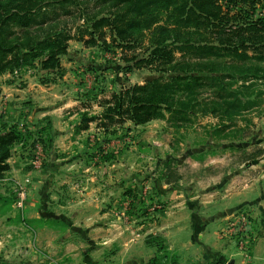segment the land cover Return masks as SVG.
<instances>
[{
    "label": "rangeland",
    "instance_id": "rangeland-1",
    "mask_svg": "<svg viewBox=\"0 0 264 264\" xmlns=\"http://www.w3.org/2000/svg\"><path fill=\"white\" fill-rule=\"evenodd\" d=\"M79 10L95 11L96 4L72 8L71 15L59 12L75 36L86 26L77 18ZM106 40V46L69 40L57 71L35 61L0 75V132L14 125L24 134V142L11 147L9 169L0 178V264H62L76 253L79 260L82 249L99 246L87 235L97 222L110 228L109 253L118 264L127 258L128 223L154 249L149 261L158 262L170 253L153 223L157 210L175 200L204 223L219 220L217 233L227 247L237 248L245 264H258L252 252L263 235L264 189L257 197L251 191L264 188V86L257 83L258 104L216 136L210 133L219 119L198 111L213 101L210 90L198 91V112L190 121L163 111L164 118L137 125L126 120L104 130L112 94L168 76L146 66L131 69L123 59L132 53ZM149 41L148 31L138 33L135 54L144 57ZM247 64L264 73V62L255 60L238 63V70ZM220 66L237 72L229 63ZM189 94L179 92L175 101ZM84 113L94 120L80 129ZM258 148L263 153L256 156ZM166 166L180 174L177 181L165 183ZM235 191L245 192L246 201L238 202Z\"/></svg>",
    "mask_w": 264,
    "mask_h": 264
},
{
    "label": "trees",
    "instance_id": "trees-1",
    "mask_svg": "<svg viewBox=\"0 0 264 264\" xmlns=\"http://www.w3.org/2000/svg\"><path fill=\"white\" fill-rule=\"evenodd\" d=\"M90 1L96 10L78 11L86 26L75 36L59 14L71 15L72 8L88 7ZM255 10L264 11V0H0V75L35 61L43 70L57 71L69 40L106 46L108 37L123 53H132L123 59L131 69L146 66L168 76L112 94L101 122L104 130L126 120L137 125L164 118L163 111L190 121L200 111L219 119L210 133L216 136L261 99L262 90L256 88L257 83L264 86L261 68L247 64L238 70V63L264 62V15L255 17ZM144 30L149 32V49L139 57L136 36ZM227 63L237 72L221 69ZM206 90L212 91L213 101L195 111L198 91ZM179 92L190 94L176 102ZM82 117L78 128L85 129L94 117ZM23 136L14 125L0 132V178L9 169L11 147L22 144ZM262 153L258 148L256 156ZM165 173L167 184L180 178L168 166Z\"/></svg>",
    "mask_w": 264,
    "mask_h": 264
},
{
    "label": "crops",
    "instance_id": "crops-1",
    "mask_svg": "<svg viewBox=\"0 0 264 264\" xmlns=\"http://www.w3.org/2000/svg\"><path fill=\"white\" fill-rule=\"evenodd\" d=\"M260 161L263 162L264 159H260ZM254 184L257 185L256 180H252L250 186L252 187ZM261 189L264 188L252 189L251 196L257 197ZM243 191H235L238 202L246 201L247 196ZM172 195L178 196V192L174 191ZM182 205L181 200H175L166 207L167 209L157 210L159 220L157 223H153L165 237L167 245L165 249L174 255L173 262H168L170 254L168 256L163 254L158 262L149 261L154 255V249L144 241L143 233L132 226V223H128L130 227L127 230V258L125 260L123 258V264H227L229 260H232L233 264H245L247 258L243 257L237 248L227 247V240L219 237L217 233L219 220H207V223H204L193 211H189L188 207ZM74 223L76 222L74 221ZM86 225L84 223L82 227ZM90 225L88 227L90 232L87 235L99 246L89 251L82 249L79 260L76 253L72 255L71 259L65 258L64 261H61L62 264H118L113 255L109 253L111 233L107 231H110V228H104L103 224L99 222ZM262 234L252 252L253 257L258 260V264H264V229ZM68 247L72 246L68 245ZM65 249H67L66 245ZM60 251H62L61 246ZM59 256L65 255L61 253ZM252 259L254 260V258Z\"/></svg>",
    "mask_w": 264,
    "mask_h": 264
},
{
    "label": "water",
    "instance_id": "water-1",
    "mask_svg": "<svg viewBox=\"0 0 264 264\" xmlns=\"http://www.w3.org/2000/svg\"><path fill=\"white\" fill-rule=\"evenodd\" d=\"M227 264H233V261H232V260H229V261L227 262Z\"/></svg>",
    "mask_w": 264,
    "mask_h": 264
},
{
    "label": "built area",
    "instance_id": "built-area-1",
    "mask_svg": "<svg viewBox=\"0 0 264 264\" xmlns=\"http://www.w3.org/2000/svg\"><path fill=\"white\" fill-rule=\"evenodd\" d=\"M20 204H21V202H20V200H19V201L17 202V205L20 206Z\"/></svg>",
    "mask_w": 264,
    "mask_h": 264
}]
</instances>
